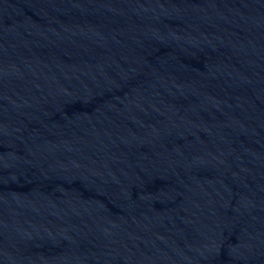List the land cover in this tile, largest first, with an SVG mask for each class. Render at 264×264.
Segmentation results:
<instances>
[{
  "label": "water",
  "instance_id": "95a60500",
  "mask_svg": "<svg viewBox=\"0 0 264 264\" xmlns=\"http://www.w3.org/2000/svg\"><path fill=\"white\" fill-rule=\"evenodd\" d=\"M0 264H264V0H0Z\"/></svg>",
  "mask_w": 264,
  "mask_h": 264
}]
</instances>
